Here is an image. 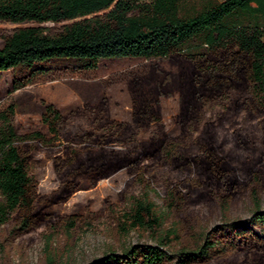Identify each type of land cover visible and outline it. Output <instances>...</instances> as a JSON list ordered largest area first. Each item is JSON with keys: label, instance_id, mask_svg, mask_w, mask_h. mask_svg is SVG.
Returning a JSON list of instances; mask_svg holds the SVG:
<instances>
[{"label": "trees", "instance_id": "16d2710c", "mask_svg": "<svg viewBox=\"0 0 264 264\" xmlns=\"http://www.w3.org/2000/svg\"><path fill=\"white\" fill-rule=\"evenodd\" d=\"M0 30V73L12 70L20 90L52 69L96 70L101 59L143 58L146 71L126 82L130 120L115 119L105 95L67 113L45 104L40 113L48 136L18 133L14 106L0 109V224L10 223L1 245L51 221L65 235L78 214L51 217L46 210L67 202L124 170L119 192L130 229L147 232L154 243L108 251L90 264H264V0H0V23H61ZM64 58L61 65L41 61ZM178 97L179 132L166 133L160 98ZM244 112L242 125L224 126L214 108ZM260 118V119H259ZM51 161L57 187L37 191L31 160ZM175 174L170 192L184 190L193 206L221 208L247 193L255 211L249 224L224 219L202 233L162 229L163 213L145 190L163 170ZM139 186L140 196L128 194ZM52 219V220H51ZM252 225H258L260 232ZM124 228H122L123 230ZM46 240L42 264H67V249Z\"/></svg>", "mask_w": 264, "mask_h": 264}, {"label": "rangeland", "instance_id": "374dc122", "mask_svg": "<svg viewBox=\"0 0 264 264\" xmlns=\"http://www.w3.org/2000/svg\"><path fill=\"white\" fill-rule=\"evenodd\" d=\"M206 1L220 0H184V3L188 6H199ZM65 23L68 22L0 23V30L8 31L22 26L52 28ZM2 44L0 39V47ZM63 62L64 58H52L41 61L39 65L54 67ZM147 65L148 62L143 58L101 59L96 70L73 72L67 68L52 69L20 90L12 89V70L3 71L0 73V109L11 104L14 106V123L18 133L38 130L48 136L40 119L45 104H52L60 112L67 113L85 103H95L105 95L111 116L128 121L131 107L126 82L130 77L144 73ZM160 108L166 133L170 136L178 134L179 127L175 119L178 113L177 95L168 99L160 98ZM218 115L227 129L247 121L244 112L225 111L218 107L208 111L205 118L216 120ZM30 166L31 172L38 179V193L48 194L57 187L51 161L46 155L35 154ZM262 172L264 174V155ZM126 179L127 175L122 170L89 189H83L85 181L82 180L80 189L67 202L48 208L46 213L53 218L66 214L81 216V221L65 235L58 233L57 227L51 221L2 246L1 239L10 223L0 224V264H42L46 240L51 241L50 248L55 249V252L67 249L63 260L67 264H90L99 261L108 251L118 253L130 244L154 243L147 232L141 236L138 230L130 229L124 217L127 207L119 200V192ZM175 179L173 172L163 169L155 179L154 186L145 190L163 213L162 229L178 227L181 230L185 227L188 233L197 234L220 224L224 219L250 223L255 207L247 193L231 200L226 209L221 208L218 197L211 204L193 206L184 190L179 199L172 195L169 188L175 183ZM128 194L140 196L142 189L136 186L128 190ZM258 201L257 214L264 213V189L260 192ZM252 226L255 231L260 232L258 225Z\"/></svg>", "mask_w": 264, "mask_h": 264}, {"label": "flooded vegetation", "instance_id": "af4514ba", "mask_svg": "<svg viewBox=\"0 0 264 264\" xmlns=\"http://www.w3.org/2000/svg\"><path fill=\"white\" fill-rule=\"evenodd\" d=\"M120 172V171H119ZM118 173V172H117Z\"/></svg>", "mask_w": 264, "mask_h": 264}]
</instances>
